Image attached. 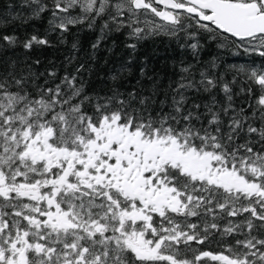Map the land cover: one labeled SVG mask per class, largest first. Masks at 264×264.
I'll list each match as a JSON object with an SVG mask.
<instances>
[{
  "label": "snow or ice",
  "instance_id": "snow-or-ice-1",
  "mask_svg": "<svg viewBox=\"0 0 264 264\" xmlns=\"http://www.w3.org/2000/svg\"><path fill=\"white\" fill-rule=\"evenodd\" d=\"M0 264H264V0H0Z\"/></svg>",
  "mask_w": 264,
  "mask_h": 264
},
{
  "label": "trees",
  "instance_id": "trees-1",
  "mask_svg": "<svg viewBox=\"0 0 264 264\" xmlns=\"http://www.w3.org/2000/svg\"><path fill=\"white\" fill-rule=\"evenodd\" d=\"M209 51H212V49H209ZM140 54L141 56H147L154 65L160 67L166 59L178 56L179 49L176 48L174 43L168 41L166 38L160 37L155 39V41H147L141 49ZM44 55L50 56L51 53L45 52ZM205 56H207V52L205 53ZM224 59L230 63H240L246 58L243 56L239 58L225 56Z\"/></svg>",
  "mask_w": 264,
  "mask_h": 264
}]
</instances>
